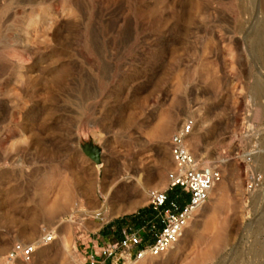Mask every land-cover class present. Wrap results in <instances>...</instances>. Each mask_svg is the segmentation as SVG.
<instances>
[{
    "label": "rangeland",
    "instance_id": "1",
    "mask_svg": "<svg viewBox=\"0 0 264 264\" xmlns=\"http://www.w3.org/2000/svg\"><path fill=\"white\" fill-rule=\"evenodd\" d=\"M189 119L220 181L164 254L114 264H264V0H0V263L89 264V232L170 190Z\"/></svg>",
    "mask_w": 264,
    "mask_h": 264
},
{
    "label": "built area",
    "instance_id": "2",
    "mask_svg": "<svg viewBox=\"0 0 264 264\" xmlns=\"http://www.w3.org/2000/svg\"><path fill=\"white\" fill-rule=\"evenodd\" d=\"M193 129V121L185 120L172 133L169 139L170 155L173 167L167 173L168 189L180 187L188 193V201L179 204L177 201L167 202L166 190H150L148 203L157 211L162 226L154 233V239L147 244H141L139 230L127 232L119 241L120 259L124 262L138 261L146 256L164 254L179 239L183 229L193 213L208 199L209 192L220 181L221 173L216 168L203 167L199 160L187 148V138ZM260 182L252 178L247 189L252 190ZM149 230H155V224L149 225ZM53 239L52 234H44L40 241L47 243ZM35 244L14 243L7 253L9 261H29L36 249ZM116 251L114 246H102L99 255L104 258L112 256ZM89 264H98L94 254L88 258Z\"/></svg>",
    "mask_w": 264,
    "mask_h": 264
},
{
    "label": "crops",
    "instance_id": "3",
    "mask_svg": "<svg viewBox=\"0 0 264 264\" xmlns=\"http://www.w3.org/2000/svg\"><path fill=\"white\" fill-rule=\"evenodd\" d=\"M176 188V192L182 194L185 199L188 201V193L182 190L180 187ZM180 204V203H179ZM183 204V203H182ZM132 222V226L128 224ZM151 223L155 224V230L150 231L149 225ZM162 224L157 217V211L154 210L149 204L148 207L142 209L135 215L129 217H122L109 222L108 224L101 226L97 231L89 232L84 246V254L88 260L91 254H94L98 264H114L116 262L122 261L120 259V250L118 248V243L120 239L127 233L131 228L133 230L138 229L141 238V244H147L153 241L154 233L161 228ZM114 246L116 248L115 253L108 257L104 258L100 256L99 249L102 246Z\"/></svg>",
    "mask_w": 264,
    "mask_h": 264
},
{
    "label": "water",
    "instance_id": "4",
    "mask_svg": "<svg viewBox=\"0 0 264 264\" xmlns=\"http://www.w3.org/2000/svg\"><path fill=\"white\" fill-rule=\"evenodd\" d=\"M83 152L95 163L101 162V150L96 147L89 144L82 145Z\"/></svg>",
    "mask_w": 264,
    "mask_h": 264
},
{
    "label": "trees",
    "instance_id": "5",
    "mask_svg": "<svg viewBox=\"0 0 264 264\" xmlns=\"http://www.w3.org/2000/svg\"><path fill=\"white\" fill-rule=\"evenodd\" d=\"M174 188H172L171 190H173ZM169 190L167 192V202H166V205L169 204L170 201L174 200V201H177L178 203L182 204V203H185L187 200L185 199V197L180 194V193H177L175 192L174 195H170L169 192L171 191Z\"/></svg>",
    "mask_w": 264,
    "mask_h": 264
},
{
    "label": "bare ground",
    "instance_id": "6",
    "mask_svg": "<svg viewBox=\"0 0 264 264\" xmlns=\"http://www.w3.org/2000/svg\"><path fill=\"white\" fill-rule=\"evenodd\" d=\"M77 211V210H76ZM31 260V259H30ZM29 260V261H30ZM29 261H20V260H18V261H15V264H32V263H30ZM9 263H12L11 261L9 262ZM0 264H3V262H1Z\"/></svg>",
    "mask_w": 264,
    "mask_h": 264
}]
</instances>
